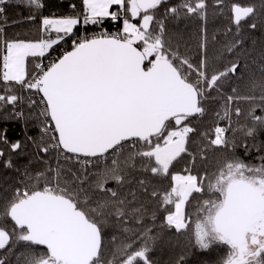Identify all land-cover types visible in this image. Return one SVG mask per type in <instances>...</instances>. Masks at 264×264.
<instances>
[{"label":"snow or ice","instance_id":"1","mask_svg":"<svg viewBox=\"0 0 264 264\" xmlns=\"http://www.w3.org/2000/svg\"><path fill=\"white\" fill-rule=\"evenodd\" d=\"M47 7L0 0V264H264V0Z\"/></svg>","mask_w":264,"mask_h":264},{"label":"trees","instance_id":"2","mask_svg":"<svg viewBox=\"0 0 264 264\" xmlns=\"http://www.w3.org/2000/svg\"><path fill=\"white\" fill-rule=\"evenodd\" d=\"M70 2H78V0H47L48 7L44 10V14L47 15L52 11H55L57 14L65 13L67 11H70L68 8V4ZM26 14V13H25ZM10 16V22L11 20L14 19H19V13L16 14H9ZM223 21L216 22L215 26L216 27H222L223 26ZM211 27V26H210ZM36 30V25L33 23H18L13 25L12 27L8 28V33L9 35H14L16 33H21V34H35Z\"/></svg>","mask_w":264,"mask_h":264}]
</instances>
